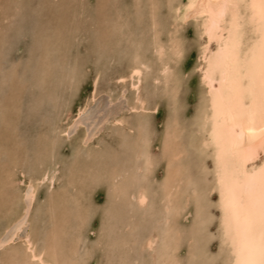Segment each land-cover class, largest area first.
Segmentation results:
<instances>
[{"label":"rangeland","instance_id":"374dc122","mask_svg":"<svg viewBox=\"0 0 264 264\" xmlns=\"http://www.w3.org/2000/svg\"><path fill=\"white\" fill-rule=\"evenodd\" d=\"M184 4L0 0V236L17 232L0 247V264H25L27 235L48 257L55 251L56 264H159L162 239L153 249L143 242L162 231L165 133L177 130L187 172L174 259L223 264L216 192L204 191L212 159L195 146L204 38L194 18L176 22ZM137 61L147 64L139 90L119 79ZM138 96L145 109L133 110ZM46 170L25 214L30 179ZM144 187L141 205L134 197Z\"/></svg>","mask_w":264,"mask_h":264},{"label":"bare ground","instance_id":"6f19581e","mask_svg":"<svg viewBox=\"0 0 264 264\" xmlns=\"http://www.w3.org/2000/svg\"><path fill=\"white\" fill-rule=\"evenodd\" d=\"M222 2L223 0H185V7L181 13H177L175 20L176 22H178V20L186 21L189 18H194L197 21L199 35L204 38L200 45L198 54L200 60V62H198V66L201 71L200 78L201 83L204 86V91L202 105L197 119V140L195 138L194 139L197 143V145L195 146H198L200 148V152H202L206 158L210 157L212 159L211 179L209 180V184H207V187H204V191L216 192L215 200L219 209L218 229L220 233V251L224 257L223 264H228V261L234 260V257H232L231 255V249L229 244L225 242L223 221L224 213L222 211L221 204V182L225 179L231 178L237 171L249 177H258L260 175L261 169L264 168V137H262L259 131H257L256 139L254 140V142L250 146L244 145L243 147H241L238 144L235 136L233 135V132L238 133L239 129H233L231 126H226L224 124L222 116L217 115L216 118H214L212 97L209 95V93L214 89H218L220 85L218 83V76L216 78V82H213L210 78L206 79V74L209 72L210 62L212 65H216L217 63L221 62L227 54V46L229 44V36L227 30L228 26L224 24L222 20L217 22L216 27L213 26L215 13L218 11V9H215L214 7H212V5ZM176 7L179 8V5H177ZM245 43H247V39L245 40ZM171 48L173 50L171 52H174L175 55L181 49L179 41L175 38H173L171 42ZM156 49L157 51H159L160 54L164 53V46L159 42L156 45ZM145 65L147 64L142 61H137L131 66L128 73L120 75L119 79L125 80L129 77L131 79L132 87L134 89H138L140 83L142 82V72L143 67ZM167 70L168 64L164 63L161 67V71L165 72ZM130 108L133 110L138 108L145 109L142 98L138 96L136 103L132 104ZM154 109L156 108L154 107ZM165 134H167V136L164 143V149L168 152L167 155L169 156L167 159L168 169L167 174L165 173L166 176L163 182V195L161 199V201L163 202V225L161 226L162 231L160 230L161 233H159L157 232L159 230L158 229L155 233H151L150 235H148L146 239H144L145 242H143L145 243V245H143V243L142 245L146 248L148 247L149 249H153L154 246H156L158 240L160 241L162 239V246L159 248V253L157 254L159 255L158 257H160L159 264H179L174 259V250L176 248L177 239L179 236L178 233L180 231L178 233H174L176 221L173 216L175 215V213L179 214L182 207V201H178L179 192L177 190H179V184H181L180 181L183 180L182 178H184V175H186L185 173L187 172V168L180 163L183 150L181 149V144L178 141V130L177 133L168 131V133ZM141 153L144 155L143 152ZM145 154V162L150 170L151 161L149 158V154L147 152ZM202 160H204V158ZM207 168L208 167H206L205 165L202 166V169L204 170H206ZM46 179H50L49 172L47 170L44 171L39 177L35 179H30V186L27 192L29 204L25 208V214L29 213V209L31 208L32 202L34 200L35 186L38 183L45 181ZM191 180L192 178L189 179V182H191ZM149 193L150 192L148 191V189L144 187L137 191L134 198H136L139 204L145 205L149 200ZM141 201H143V203ZM202 217H204V220L206 219L205 216ZM200 219L202 220V218ZM16 233L17 232L12 233L8 238H2L0 236V247L4 246V244L12 242ZM176 234L178 236H176ZM25 237V250L27 252L25 254V256H27V259H24L26 261L25 264H30L31 261L33 262V264H56L58 260L56 261L57 258L55 256L56 254H54V250L53 257L55 259L53 257H48L49 253L46 252V249L36 248L35 242L33 241V235H27ZM155 263L156 262H154V264Z\"/></svg>","mask_w":264,"mask_h":264},{"label":"snow or ice","instance_id":"6c2138e0","mask_svg":"<svg viewBox=\"0 0 264 264\" xmlns=\"http://www.w3.org/2000/svg\"><path fill=\"white\" fill-rule=\"evenodd\" d=\"M212 7L218 9L213 26L222 20L229 36L227 54L210 62L206 74L213 82L218 76L220 85L209 93L214 118L238 128V144L250 146L257 131L264 137V0H223ZM221 185L225 242L234 257L228 264H264V168L258 177L237 171Z\"/></svg>","mask_w":264,"mask_h":264}]
</instances>
